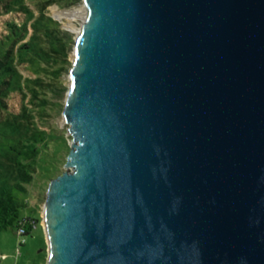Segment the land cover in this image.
<instances>
[{"label": "water", "instance_id": "1", "mask_svg": "<svg viewBox=\"0 0 264 264\" xmlns=\"http://www.w3.org/2000/svg\"><path fill=\"white\" fill-rule=\"evenodd\" d=\"M45 264H264V0H81Z\"/></svg>", "mask_w": 264, "mask_h": 264}, {"label": "rangeland", "instance_id": "2", "mask_svg": "<svg viewBox=\"0 0 264 264\" xmlns=\"http://www.w3.org/2000/svg\"><path fill=\"white\" fill-rule=\"evenodd\" d=\"M6 1L9 0H0V50L12 43L6 39L9 32L6 22L13 21L20 27L25 21L27 32H18L20 37L11 38L18 42L31 38L32 51L22 57V64H16L21 79L17 82L12 78L7 109L0 108V264H45L47 246L42 226L45 193L50 180L65 171L71 137L62 118L65 94L52 92L42 85L36 86L33 96L30 89L32 80L43 84L52 82L53 90L67 89L74 40L83 23V6L81 0H72V3L70 0H24V6L32 14L30 18L25 15V19V11L21 9H17V14H7ZM59 32L64 45L55 44ZM40 47L52 54L51 60L41 57L40 51L37 53L35 49ZM14 58L17 63L18 57ZM58 59H66V65L54 80L51 73L56 70L54 63H64ZM37 214L41 229L37 227L27 235L19 234L21 223L36 218Z\"/></svg>", "mask_w": 264, "mask_h": 264}, {"label": "trees", "instance_id": "3", "mask_svg": "<svg viewBox=\"0 0 264 264\" xmlns=\"http://www.w3.org/2000/svg\"><path fill=\"white\" fill-rule=\"evenodd\" d=\"M23 1L24 0L6 1L4 4L6 13L7 14H11V13L17 14L18 13L17 9H21L22 11H25V13H26V14L23 13V15L24 16L27 15V17L30 18L32 16V14L28 11L26 6H24ZM49 1L57 2L58 0H49ZM71 1L72 0H70V2ZM25 19H27L26 16H25ZM48 20H50L53 23H56L51 18H48ZM5 28L9 31L8 34L6 35V39H7V41H12V43L10 44V46L8 48L5 49L4 48L5 45H4L3 46L4 49L0 50V108H2L3 110L7 109L6 98L11 93V91L9 89L11 86L12 78H15L17 82H19L21 79V75L19 74V72L16 69V64L17 65H20V63L22 64L23 63V61L21 62L22 57H27L32 51L31 44H30L31 38L29 41H26V42H24V41L18 42L17 39L12 40V38H11V36H13L15 38L20 37V35L17 34L18 32H27V22L22 21V24L19 27L16 25L15 22L8 21V22H6ZM38 31L41 32L40 29H37V32ZM43 31L50 34V35H53V32L48 31L47 29L46 30L44 29ZM59 34H60V32L58 33V36H56V38H55V44L56 45H62V44L64 45V41ZM51 45H54V44L51 43L49 46L51 47ZM51 49L53 50L54 48L51 47ZM35 50L37 51V53H39V51L42 53L41 57H43V55H44L48 59L52 58V54L47 52L42 47H40L39 50L38 49H35ZM15 55L18 57L17 63H15V58H14ZM36 56L39 57V54H36L35 57ZM65 58H66V56H65ZM49 60H51V59H49ZM59 61H62L64 63L63 64L57 63V62L54 63V64H56V67H55L56 70L51 72L54 80H56L58 78V75L61 74V72L65 69L66 59H61ZM32 82L34 84H33L32 89H30V91H32L33 96L35 95V91H36L35 89H37L36 86L39 87L42 85H44V86L46 85L45 86L46 89H49L52 92H56L58 94L61 93V95H64L66 93V88H62L58 91L53 90V87L55 84H53L52 82H49L47 84L40 83L37 80H32ZM39 222H40V216L38 214H37V217L34 219H25L20 225V229H23V233L21 235H27V234L31 233L37 227L40 228Z\"/></svg>", "mask_w": 264, "mask_h": 264}, {"label": "built area", "instance_id": "4", "mask_svg": "<svg viewBox=\"0 0 264 264\" xmlns=\"http://www.w3.org/2000/svg\"><path fill=\"white\" fill-rule=\"evenodd\" d=\"M23 233V229H19V234H22Z\"/></svg>", "mask_w": 264, "mask_h": 264}, {"label": "bare ground", "instance_id": "5", "mask_svg": "<svg viewBox=\"0 0 264 264\" xmlns=\"http://www.w3.org/2000/svg\"><path fill=\"white\" fill-rule=\"evenodd\" d=\"M83 14H84V9L82 8V15H83ZM78 32H79V29H78ZM78 32H77V33H78Z\"/></svg>", "mask_w": 264, "mask_h": 264}]
</instances>
